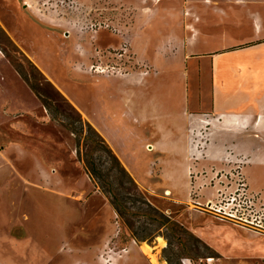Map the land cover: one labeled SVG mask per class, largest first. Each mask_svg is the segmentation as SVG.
<instances>
[{"label":"rangeland","instance_id":"rangeland-1","mask_svg":"<svg viewBox=\"0 0 264 264\" xmlns=\"http://www.w3.org/2000/svg\"><path fill=\"white\" fill-rule=\"evenodd\" d=\"M139 1L156 18L138 26L137 0H0V27L36 70L7 46L1 31L0 45L52 103L48 109L39 98H27L29 117L12 98H0V264H151L139 249L143 242L156 248L163 264H264V128L258 122L219 136L227 150L193 180L181 167H154L146 176L137 167L139 182L96 143L88 125L94 64L122 69L108 76L142 67L146 82L133 88L135 98L142 89L140 98L172 95L168 82L174 79L181 94L184 0H163L158 11L151 9L156 0ZM16 121L27 132L13 129ZM137 138L128 136L133 146ZM90 146L104 173L110 169L111 193L95 184L81 161ZM174 170V181L162 175ZM112 195L127 205L125 215ZM236 204L250 222L228 215Z\"/></svg>","mask_w":264,"mask_h":264},{"label":"crops","instance_id":"crops-1","mask_svg":"<svg viewBox=\"0 0 264 264\" xmlns=\"http://www.w3.org/2000/svg\"><path fill=\"white\" fill-rule=\"evenodd\" d=\"M162 1L156 0L151 9L156 6L158 11ZM136 4L138 26L156 18L150 19L144 3L137 0ZM171 9L169 6V13ZM183 14L181 94H176L174 79L172 84L168 82L174 87L172 95L170 91L163 98H140L145 92L142 89L143 93L137 92L135 98L133 88L144 87L146 82L147 73L142 67L114 76L94 71L95 80H90L88 120L139 182L137 167L144 169L145 176L154 167H181L190 179L201 178L205 175L202 167L218 164L227 150L219 136L233 134V129L247 126L251 120L264 128V0H184ZM5 56L0 51V98H12L21 108L16 109L20 115L30 112L28 116L32 117L27 104L31 100L27 98L39 97L12 63L5 62ZM179 61L181 58L172 62ZM45 113L50 117L46 109ZM117 114L127 121L131 131L121 124ZM18 116L12 114V119ZM20 123L12 122V128L27 132ZM130 132L138 136V146L128 139ZM12 145L29 149L22 142L14 141ZM170 172L162 175L174 181L177 171Z\"/></svg>","mask_w":264,"mask_h":264},{"label":"trees","instance_id":"trees-1","mask_svg":"<svg viewBox=\"0 0 264 264\" xmlns=\"http://www.w3.org/2000/svg\"><path fill=\"white\" fill-rule=\"evenodd\" d=\"M0 31L3 34L4 38H5V42H6L7 46L13 48L14 52H16L18 55H20L32 68H34L36 70L37 67L34 65V63H32L31 60L28 59L27 56L24 55V53L21 51V49L18 47V45L14 41H12V38L10 37V35L4 29H2L1 27H0ZM0 50H3L6 53V55L13 62V64H15V68L20 72L22 77L26 80V82L29 84V86L32 88V90L35 92V94L39 97V99L42 101L44 106L49 109V107L52 106V103L50 102V100L48 98H45V96H43V94H41L40 88L38 87V84H35L34 82H32L30 80V78L20 69L19 65L17 63H15V60H13V57L11 56V54L9 53L7 48H5V47L2 48V45H0ZM37 73L44 81H46L45 77L43 76V74L41 72H39L37 70ZM46 82L49 83L48 81H46ZM77 115L79 117H81L80 113H77ZM53 119L57 120L58 118L57 117H53ZM88 125L92 128V130L95 133V135L99 138L98 141H96V143L100 144L103 147V149H105L109 154H111L113 160L117 164V167H119V169L121 171L126 173L127 170L121 165V162H120L119 158L114 153V151H113L112 147L109 145V143L101 136V134L92 126L91 123L88 122ZM77 145L79 146V142L77 143ZM95 149H96V147H94V146L91 147L90 146V149L88 148V150L86 152L87 156L82 158L81 161H82L86 171L90 174V176L94 180L95 184L98 185L101 188L107 187V191L109 193H111V190L113 189L111 187L114 186L113 182H110V181L107 182L106 181V177L110 175V169H108L109 172L104 173L102 168L98 166V164L93 159V154H92ZM99 180L102 181V184H101V182ZM110 200H111L112 205L120 213V215H125V212H126V209H127V205L124 204V202H122L117 196H113L112 195ZM145 203H147V205H149V207L154 209V207H152V205L149 202L145 201ZM167 221H170V219L167 218ZM174 223H176V222H174ZM180 226L182 227V225H180Z\"/></svg>","mask_w":264,"mask_h":264},{"label":"built area","instance_id":"built-area-1","mask_svg":"<svg viewBox=\"0 0 264 264\" xmlns=\"http://www.w3.org/2000/svg\"><path fill=\"white\" fill-rule=\"evenodd\" d=\"M94 29H95V26H94ZM123 51L124 52L127 51V48H124ZM123 54L124 53H122V55ZM93 68H94L95 71H97L99 73H104V74H106L107 72H110V71H114V70H117V74L122 72V69H120V70L119 69H115V67H110L109 65H106V66L97 65L96 67L93 66ZM112 73H115V72H112ZM240 207H241L240 204H236L235 206L230 208L231 211L228 212V215H230L233 218H237L239 220L249 221V219L247 217H244V213L241 211ZM218 210L221 211L222 208H218ZM251 222H253V221H251Z\"/></svg>","mask_w":264,"mask_h":264},{"label":"bare ground","instance_id":"bare-ground-1","mask_svg":"<svg viewBox=\"0 0 264 264\" xmlns=\"http://www.w3.org/2000/svg\"><path fill=\"white\" fill-rule=\"evenodd\" d=\"M29 3L27 2L29 7H32V5H30ZM210 208H213V207L211 206ZM139 249L148 258L151 264H163L160 262V257L155 247L151 246L148 243L143 242L139 245Z\"/></svg>","mask_w":264,"mask_h":264}]
</instances>
